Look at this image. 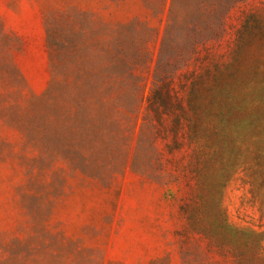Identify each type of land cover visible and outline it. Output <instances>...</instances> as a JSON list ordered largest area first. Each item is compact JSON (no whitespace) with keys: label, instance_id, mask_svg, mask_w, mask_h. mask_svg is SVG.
<instances>
[{"label":"rangeland","instance_id":"1","mask_svg":"<svg viewBox=\"0 0 264 264\" xmlns=\"http://www.w3.org/2000/svg\"><path fill=\"white\" fill-rule=\"evenodd\" d=\"M249 229L264 0H0V264H242Z\"/></svg>","mask_w":264,"mask_h":264},{"label":"trees","instance_id":"2","mask_svg":"<svg viewBox=\"0 0 264 264\" xmlns=\"http://www.w3.org/2000/svg\"><path fill=\"white\" fill-rule=\"evenodd\" d=\"M242 29H243L242 31L246 30L247 32L252 33V34L256 31L255 27H251L248 21L244 23V25L242 26ZM238 234L248 239L250 241V245L252 246L251 257H248L249 255L245 252H242L240 254L241 255L240 259H241L242 264H257L255 261L254 249L255 248L261 249V242H262V237H264V232L254 231L252 229H249L246 233H243L240 231Z\"/></svg>","mask_w":264,"mask_h":264}]
</instances>
